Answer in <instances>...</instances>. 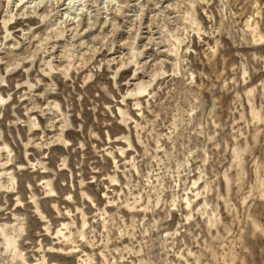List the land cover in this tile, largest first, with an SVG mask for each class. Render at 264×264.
I'll use <instances>...</instances> for the list:
<instances>
[{"label":"rangeland","instance_id":"obj_1","mask_svg":"<svg viewBox=\"0 0 264 264\" xmlns=\"http://www.w3.org/2000/svg\"><path fill=\"white\" fill-rule=\"evenodd\" d=\"M70 1L0 0V264H264V0Z\"/></svg>","mask_w":264,"mask_h":264},{"label":"bare ground","instance_id":"obj_2","mask_svg":"<svg viewBox=\"0 0 264 264\" xmlns=\"http://www.w3.org/2000/svg\"><path fill=\"white\" fill-rule=\"evenodd\" d=\"M72 1V0H71ZM70 1V2H71ZM98 1V0H97ZM131 3V2H130ZM161 3V2H160ZM132 4V3H131ZM134 4V3H133ZM119 5V4H118ZM130 5V4H129ZM37 6V5H36ZM131 6V5H130ZM136 7V5L134 4L133 5V7ZM132 7V6H131ZM132 7V8H133ZM141 7V6H140ZM128 8V7H127ZM119 9V8H118ZM131 9V8H130ZM132 10H134V9H132ZM78 11V10H77ZM115 11V10H114ZM118 11H120V10H118ZM124 11H125V13L126 12H128L129 11V9H124ZM117 12V11H116ZM124 13V12H123ZM129 15V14H128ZM131 15V14H130ZM138 15V14H137ZM126 16H127V14H126ZM140 17V16H139ZM146 17V16H145ZM142 20V19H141ZM140 20V21H141ZM107 21V20H106ZM68 24V23H67ZM108 23H106V22H104V25H107ZM175 24V23H174ZM71 26V25H70ZM107 26H110V25H107ZM148 26V25H147ZM106 27V26H105ZM131 28V27H130ZM54 29V28H53ZM73 29V28H72ZM88 30V29H87ZM64 37V36H63ZM156 45H160V41L159 42H156L155 43ZM100 45V44H99ZM15 48V47H14ZM122 48V50H124V47H121ZM162 51L163 50H159V52H157L158 54H159V56H162L163 55V53H162ZM55 52H56V50H53L52 49V51L50 52V54H51V59H52V61L53 60H55L57 63H56V65L58 64V62H60L62 59H61V54L59 55L58 54V56L57 55H55ZM58 52V51H57ZM83 53V52H82ZM174 53V52H173ZM123 54V53H122ZM127 54V53H126ZM66 55V54H65ZM128 56V55H127ZM121 57L123 58V56H120V55H116V56H111L110 57V61H112V62H114V63H118V62H121ZM146 58V57H145ZM164 58V57H163ZM163 60V59H162ZM147 60H146V62H143V65H145V64H147ZM159 63V62H158ZM142 65V64H141ZM46 75V74H45ZM147 75H146V73H143V72H141V71H138L137 69L134 71V73H133V75L131 76V78L129 79V87L131 88L132 87V89L133 88H137V87H139V86H142L144 83H146V81L144 80V78L146 77ZM152 77V76H151ZM147 79V78H146ZM148 82H149V80H148ZM145 86H147V85H145ZM142 88H143V86H142ZM145 88V87H144ZM131 89V90H132ZM146 91V90H145ZM140 92V91H139ZM133 93V92H132ZM30 94V93H29ZM60 128V127H59ZM59 130V129H58ZM63 131V130H62ZM59 136V135H58ZM55 137V136H54ZM56 138V137H55ZM53 139V138H52ZM56 140V139H55ZM1 157V156H0ZM6 160H4V162H2V159L0 158V168L2 169L3 168V166H4V164L6 163L7 164V162H5ZM1 175H3V174H1L0 173V176ZM1 230V229H0ZM8 241V240H7ZM6 241V242H7ZM8 243V242H7ZM9 244V243H8ZM19 259V258H18Z\"/></svg>","mask_w":264,"mask_h":264}]
</instances>
